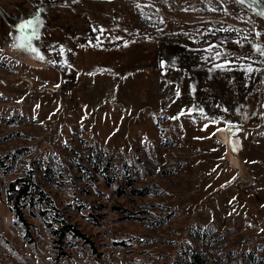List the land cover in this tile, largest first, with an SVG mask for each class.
Here are the masks:
<instances>
[{
	"label": "rangeland",
	"instance_id": "rangeland-1",
	"mask_svg": "<svg viewBox=\"0 0 264 264\" xmlns=\"http://www.w3.org/2000/svg\"><path fill=\"white\" fill-rule=\"evenodd\" d=\"M246 39L240 0H0V264H264ZM28 173L56 208L22 202L30 236L7 199Z\"/></svg>",
	"mask_w": 264,
	"mask_h": 264
},
{
	"label": "trees",
	"instance_id": "trees-1",
	"mask_svg": "<svg viewBox=\"0 0 264 264\" xmlns=\"http://www.w3.org/2000/svg\"><path fill=\"white\" fill-rule=\"evenodd\" d=\"M233 39L230 37L221 38L220 43H232ZM33 173H28L26 176L16 179L9 184L8 187V204L10 206V211L13 212L17 222L21 224L25 228V232L30 236V225L28 224L25 214L23 212L22 202L24 200H28L33 202L37 200V202L44 204L50 211L56 214V208L53 206V199L51 196L44 190L43 187L37 184L33 180ZM37 197V199H36ZM60 216V215H59ZM54 220H57L56 217H53ZM56 223H60V229H54V236L60 237V239L67 238L66 235L70 234L74 238H80L82 240H87L85 235L81 233L74 224L69 223L64 220L57 221ZM49 226H51L49 224ZM88 241V240H87ZM59 242V239H58ZM196 264H203L204 261L200 256H197Z\"/></svg>",
	"mask_w": 264,
	"mask_h": 264
},
{
	"label": "crops",
	"instance_id": "crops-1",
	"mask_svg": "<svg viewBox=\"0 0 264 264\" xmlns=\"http://www.w3.org/2000/svg\"><path fill=\"white\" fill-rule=\"evenodd\" d=\"M239 45H241V50L243 49L248 56L249 54L252 56L262 55V52H264L263 45L259 44L254 39H246V41H242Z\"/></svg>",
	"mask_w": 264,
	"mask_h": 264
},
{
	"label": "water",
	"instance_id": "water-1",
	"mask_svg": "<svg viewBox=\"0 0 264 264\" xmlns=\"http://www.w3.org/2000/svg\"><path fill=\"white\" fill-rule=\"evenodd\" d=\"M245 3H247L249 6H251L261 19H264V4L257 1V0H243Z\"/></svg>",
	"mask_w": 264,
	"mask_h": 264
},
{
	"label": "bare ground",
	"instance_id": "bare-ground-1",
	"mask_svg": "<svg viewBox=\"0 0 264 264\" xmlns=\"http://www.w3.org/2000/svg\"><path fill=\"white\" fill-rule=\"evenodd\" d=\"M247 8L254 10L251 6H249L247 3H245L243 0H240ZM257 1H261V0H257ZM262 3V2H261Z\"/></svg>",
	"mask_w": 264,
	"mask_h": 264
},
{
	"label": "snow or ice",
	"instance_id": "snow-or-ice-1",
	"mask_svg": "<svg viewBox=\"0 0 264 264\" xmlns=\"http://www.w3.org/2000/svg\"><path fill=\"white\" fill-rule=\"evenodd\" d=\"M25 25H21V27H24ZM33 51H38V50H36V49H34L33 48ZM217 56H219V54L217 53ZM41 58H43L42 56H41ZM223 65H218L217 67H222Z\"/></svg>",
	"mask_w": 264,
	"mask_h": 264
},
{
	"label": "built area",
	"instance_id": "built-area-1",
	"mask_svg": "<svg viewBox=\"0 0 264 264\" xmlns=\"http://www.w3.org/2000/svg\"><path fill=\"white\" fill-rule=\"evenodd\" d=\"M62 82H63V84H64V83L66 84V83L70 82V80H69L68 78H67V79L65 78V79H63Z\"/></svg>",
	"mask_w": 264,
	"mask_h": 264
}]
</instances>
